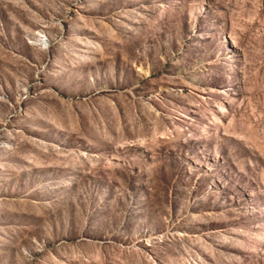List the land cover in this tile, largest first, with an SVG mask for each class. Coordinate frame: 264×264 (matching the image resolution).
Instances as JSON below:
<instances>
[{
    "label": "rangeland",
    "instance_id": "374dc122",
    "mask_svg": "<svg viewBox=\"0 0 264 264\" xmlns=\"http://www.w3.org/2000/svg\"><path fill=\"white\" fill-rule=\"evenodd\" d=\"M0 264H264V0H0Z\"/></svg>",
    "mask_w": 264,
    "mask_h": 264
}]
</instances>
